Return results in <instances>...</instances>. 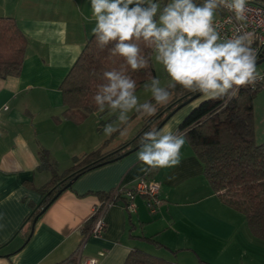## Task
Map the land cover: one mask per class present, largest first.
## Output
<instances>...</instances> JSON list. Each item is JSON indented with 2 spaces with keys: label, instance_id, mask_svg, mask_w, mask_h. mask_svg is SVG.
I'll return each mask as SVG.
<instances>
[{
  "label": "crops",
  "instance_id": "0c3cea01",
  "mask_svg": "<svg viewBox=\"0 0 264 264\" xmlns=\"http://www.w3.org/2000/svg\"><path fill=\"white\" fill-rule=\"evenodd\" d=\"M0 17L13 18L27 40L20 74L0 78V264H81L80 258L124 264L136 249L173 264H264V240L212 191L186 138L175 169L145 171L137 148L78 176L31 229L40 188L51 178L39 169L41 149L64 171L74 157L119 148H96L104 141L97 142L89 121L100 111L80 123L57 120L60 84L93 35L91 0H0ZM188 107L158 130L176 132ZM143 177L159 184L158 211L150 213L143 196L129 211L120 198L106 212L103 236H89L93 207L115 187L130 189Z\"/></svg>",
  "mask_w": 264,
  "mask_h": 264
},
{
  "label": "clouds",
  "instance_id": "9594fccd",
  "mask_svg": "<svg viewBox=\"0 0 264 264\" xmlns=\"http://www.w3.org/2000/svg\"><path fill=\"white\" fill-rule=\"evenodd\" d=\"M248 2L203 0L197 4L195 0H170L161 7L158 0H91L96 22L92 32L97 46L104 50L112 45L110 54L125 61L120 70L103 74L107 82L98 86L94 96L98 110L103 112L107 107L118 112L119 125L127 126L130 112L155 115L156 105L167 104L177 86L213 100H230L240 88H254L264 76L256 70L257 51L251 47V34L238 29L232 38L222 40L214 24L215 15L224 9L234 13L237 21L244 20ZM140 41L156 53L155 60L170 78L162 87L159 78L151 77L144 89L151 92L152 100L143 103L136 95L137 83L126 74L125 67L138 71L149 66L150 57L144 55ZM124 131L114 123L103 126L106 136L116 132L123 135ZM186 135L187 130L165 132L151 128L145 132L137 154L147 166L145 171L178 167Z\"/></svg>",
  "mask_w": 264,
  "mask_h": 264
},
{
  "label": "trees",
  "instance_id": "16d2710c",
  "mask_svg": "<svg viewBox=\"0 0 264 264\" xmlns=\"http://www.w3.org/2000/svg\"><path fill=\"white\" fill-rule=\"evenodd\" d=\"M195 2L203 3L200 0H195ZM138 43L144 55L150 58L149 66L138 71H133L125 65L126 74L137 83L136 90L143 88L145 83H150L151 77H157L152 62V49L145 47L142 41ZM26 44L27 40L16 21L11 17H0V78L20 74ZM111 47L112 45H109L101 50L97 46L94 34L86 41L60 84L63 110L61 118H57L58 121L80 123L87 116L99 112L94 96L98 91V86L107 82L103 74L106 71L120 70L121 65L125 64L123 57L110 54L109 48ZM261 91H264V80L258 81L254 88L251 86L240 88L238 94L230 100L227 97L215 100L204 97L195 102L203 96L200 95L187 103L193 102L189 105L191 109L178 125L176 132L187 130L186 139L196 158L202 164L203 175L212 191L221 198L225 205L244 215L247 226L254 237L264 240V142L256 143L253 138V104ZM184 95L188 96L163 112L164 108ZM192 95L194 94L177 86L167 104L156 105L155 115L143 114L142 131L138 136L133 141L128 140L120 144L116 147L119 149L112 154L103 153L98 149L74 157L72 166L60 171L48 151L41 149L38 153L39 169L48 171L51 178L40 188L42 201L32 216L48 206L53 201V196L74 176H81L93 168L109 163L110 159L138 145L145 132L151 128L160 129L168 120L161 124L166 116ZM152 102L155 103V101ZM137 116L141 114L135 112L130 116V120ZM103 145L104 142L100 148ZM111 192L112 190L102 200L108 198ZM120 198L127 201L124 191L117 194L114 204ZM89 223L91 226L92 218L89 219ZM124 264L173 263L136 249L130 252Z\"/></svg>",
  "mask_w": 264,
  "mask_h": 264
},
{
  "label": "built area",
  "instance_id": "2783aa9c",
  "mask_svg": "<svg viewBox=\"0 0 264 264\" xmlns=\"http://www.w3.org/2000/svg\"><path fill=\"white\" fill-rule=\"evenodd\" d=\"M214 24L218 26L222 40L232 38L238 29L250 33L252 39L251 47L257 51V60L264 57V0H249L246 5L245 19L242 21H237L234 13L226 9L218 11L214 17ZM153 53L156 54L154 51ZM260 75L264 76V73ZM1 110L5 111L7 107L3 106ZM120 191H124V196L127 198L126 207L129 211L135 210L133 199L136 196H143L146 199V206L150 213H156L162 203L159 196V184L149 181L144 177L140 178L135 186L130 189L117 186L112 190L108 198L98 202L93 207L91 214L92 224L88 232L89 236H103L106 229V212L114 204V200ZM80 263L97 264L94 258H80Z\"/></svg>",
  "mask_w": 264,
  "mask_h": 264
},
{
  "label": "rangeland",
  "instance_id": "374dc122",
  "mask_svg": "<svg viewBox=\"0 0 264 264\" xmlns=\"http://www.w3.org/2000/svg\"><path fill=\"white\" fill-rule=\"evenodd\" d=\"M154 2H157V0H154ZM158 2H160L161 7H163L164 5L169 3L170 0H158ZM157 19H158V16H157ZM155 55L156 54H153L152 56V62H153V65H154V68L157 74V78H159V80L161 81V86L166 87L167 84L170 82V78L168 77V74L165 71L164 66L155 60ZM256 70L259 74L264 73V62L257 64ZM261 94L262 95H260L258 99L254 101V104H253V119H254L253 138L256 143L264 142V92H262ZM136 95L141 103L145 101H149L152 98L151 92L146 91L144 87L136 90ZM202 98H204V96H201L195 102H197L198 100H201ZM190 104H187L184 106L186 107L185 110ZM106 109L107 111L96 113V115L94 116L92 115L89 121L92 126L94 125L97 142L104 141V145L102 148L109 149V148L118 147L120 144L124 143L126 140L128 141V139H130L129 140L130 142L133 138H135L134 135L136 136L138 135L136 133L142 127L143 114H141V116H137L136 118H134V120L132 119L133 122H131L132 120H130L127 126H123V125H119V122L117 120V116L119 113L118 112L114 113L107 107ZM134 113L135 111L130 112L129 116ZM108 123H114V126L125 128L124 134L121 135L120 132H116V133H113L111 136H106L103 132V126ZM96 148H100L98 144Z\"/></svg>",
  "mask_w": 264,
  "mask_h": 264
},
{
  "label": "water",
  "instance_id": "95a60500",
  "mask_svg": "<svg viewBox=\"0 0 264 264\" xmlns=\"http://www.w3.org/2000/svg\"><path fill=\"white\" fill-rule=\"evenodd\" d=\"M262 62H264V58H260L259 60H257V64H260V63H262ZM257 64H256V65H257ZM200 95H202V94H200V93H195L194 95L190 96L187 100H185V101H183L181 104L177 105V107H176L174 110H172V111L166 116V118L161 122V124H163V123L165 122V120L169 119V118L174 114V112H175L177 109L181 108L183 105L189 103L190 101H192L193 99L197 98V97L200 96ZM185 97H187V95H184V96L178 98L177 100L173 101L171 104H169V105L163 110V112H165L166 110L170 109L173 105H175L176 103L180 102V101H181L182 99H184ZM137 148H139V144L136 145L135 147H133L131 150H128V151L124 152L123 154H120L119 156H117V157H115V158H113V159H110L108 162H112V161H114V160L120 159V158L123 157L124 155H127L130 151L135 150V149H137ZM76 178H77V175L74 176V177L72 178V180L69 181V182H68V183H67V184H66L61 190H59V191L53 196L52 200L55 199V198L58 196V194L61 193V191H62L63 189L69 188V187L71 186V184H72V181L75 180ZM60 183H61V182H60ZM40 203H41V202H40ZM40 203H39V204H40ZM46 207H47V206L43 207V208L41 209V211L33 217V220H32V223H31V227H32L31 229H33L34 224H35L36 220H37L38 217H39V214H40L41 212H43V211L45 210ZM32 213H33V212H32Z\"/></svg>",
  "mask_w": 264,
  "mask_h": 264
}]
</instances>
